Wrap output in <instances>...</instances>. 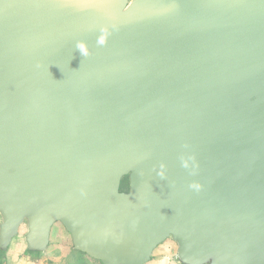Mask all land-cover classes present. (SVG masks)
I'll use <instances>...</instances> for the list:
<instances>
[{"label":"water","instance_id":"1","mask_svg":"<svg viewBox=\"0 0 264 264\" xmlns=\"http://www.w3.org/2000/svg\"><path fill=\"white\" fill-rule=\"evenodd\" d=\"M0 216L1 253L264 264V0H0Z\"/></svg>","mask_w":264,"mask_h":264},{"label":"rangeland","instance_id":"2","mask_svg":"<svg viewBox=\"0 0 264 264\" xmlns=\"http://www.w3.org/2000/svg\"><path fill=\"white\" fill-rule=\"evenodd\" d=\"M128 188V179H126L122 191H128ZM26 233L27 226L24 225L4 253L5 256L0 259V264H101L74 249L72 236L61 223L53 226L49 247L42 254L28 252ZM177 253L178 245L169 239L154 251L148 264H179L176 260Z\"/></svg>","mask_w":264,"mask_h":264},{"label":"trees","instance_id":"3","mask_svg":"<svg viewBox=\"0 0 264 264\" xmlns=\"http://www.w3.org/2000/svg\"><path fill=\"white\" fill-rule=\"evenodd\" d=\"M4 256L5 254L0 252V259L3 258Z\"/></svg>","mask_w":264,"mask_h":264}]
</instances>
